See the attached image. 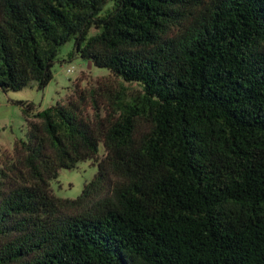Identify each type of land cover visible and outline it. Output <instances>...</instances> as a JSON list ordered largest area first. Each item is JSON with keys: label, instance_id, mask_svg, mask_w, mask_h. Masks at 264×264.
Returning <instances> with one entry per match:
<instances>
[{"label": "trees", "instance_id": "16d2710c", "mask_svg": "<svg viewBox=\"0 0 264 264\" xmlns=\"http://www.w3.org/2000/svg\"><path fill=\"white\" fill-rule=\"evenodd\" d=\"M69 41L109 76L20 103L0 264H264V0H0V89H43Z\"/></svg>", "mask_w": 264, "mask_h": 264}, {"label": "rangeland", "instance_id": "374dc122", "mask_svg": "<svg viewBox=\"0 0 264 264\" xmlns=\"http://www.w3.org/2000/svg\"><path fill=\"white\" fill-rule=\"evenodd\" d=\"M67 69H72L67 72ZM52 79L43 89L34 85L19 90L0 89V152L11 149L16 139H24L26 134V115L21 102H30L35 110L44 109L64 100L72 93L75 83L84 87L95 85L97 80L109 76L106 68L98 67L73 53V41L64 44L52 67ZM103 151L102 145L99 147ZM97 171L92 159L79 161L74 168H61L58 176L50 182L52 192L62 198L78 197L84 184L91 180Z\"/></svg>", "mask_w": 264, "mask_h": 264}, {"label": "built area", "instance_id": "2783aa9c", "mask_svg": "<svg viewBox=\"0 0 264 264\" xmlns=\"http://www.w3.org/2000/svg\"><path fill=\"white\" fill-rule=\"evenodd\" d=\"M72 71V69H67V72H71Z\"/></svg>", "mask_w": 264, "mask_h": 264}]
</instances>
